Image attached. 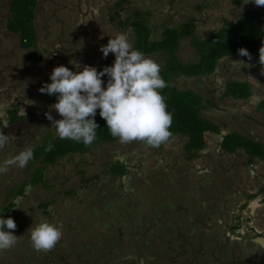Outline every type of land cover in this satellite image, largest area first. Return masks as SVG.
<instances>
[{"label":"rangeland","instance_id":"obj_1","mask_svg":"<svg viewBox=\"0 0 264 264\" xmlns=\"http://www.w3.org/2000/svg\"><path fill=\"white\" fill-rule=\"evenodd\" d=\"M116 1L38 0L35 28L42 61L32 64L27 59L31 49H22L19 36L6 30L10 0H1L0 132L15 136V140L0 150V163L26 147L33 149L42 132L52 128L43 111L48 109L53 119H62L51 107L55 103L46 100L45 94L39 92L44 84L51 83L50 76L55 67L65 66L80 72L87 65L99 71L103 59L99 49L118 34L124 33L128 37L129 25L120 27L119 18L111 25L108 19L118 10L113 6ZM128 1L130 4L124 2L120 15L127 17L132 9L143 10V16L152 30L158 28L152 34V40L160 38L161 27L158 23L163 19H170L167 26L178 27L187 15H194L198 17L195 25L197 35L201 37L217 29L223 18L235 21L245 8V5H235L232 0ZM175 54L183 62L194 63L197 60L196 50L190 46L188 39L180 41ZM165 56L159 53L146 57L163 67ZM109 57L115 58L112 53H109ZM242 59L222 60L215 72L206 77L186 79L177 76L171 85L203 93L204 96H216L218 94L213 93V89H222L224 82L245 80L252 84L253 93L259 97L260 89L264 94V65L259 63V58ZM238 60L247 67L232 63ZM102 79L106 86L107 77ZM11 114L20 117L19 121L9 122ZM218 115L216 109L202 112L205 119L214 122H217ZM252 118L262 119L261 115ZM248 129L252 130L253 127ZM187 141L185 137L175 136L158 150L147 149L139 141L103 144L89 153L71 155L69 160L61 158L52 167H44L43 177H38L42 179L35 184H32V171L38 164L31 167L29 172H26L27 166L23 169L13 167L6 174H0V209L7 205L4 199L11 187L18 184L24 187L22 196L9 198V202L15 206L8 212V217L17 224L13 234L19 239L15 247L0 252V264H74L65 254H70L72 247L76 251L78 242L87 239L80 235L82 231L76 230L86 219L84 208L89 205L88 211H94L91 219L98 218V222L105 225L100 228L102 225L98 224L100 229H96L95 233L113 240L118 249L116 258L110 259L114 260L112 264H135L142 244L140 236L148 238V228H154L152 233L157 232L163 244H167L165 256L168 264L239 263L237 250L223 253L226 239L246 244L244 249L251 257L263 251L264 238L241 240L240 237L246 234V230H250L252 236L259 233L264 237V203H261L264 195L259 194L251 200L246 197L258 194L259 188L264 187V162L257 160L247 166L246 156L242 152L233 157L214 152L211 150L215 144L214 138L208 139L209 146L199 152L197 159L189 161L184 151ZM260 141L264 142V139ZM118 159L128 166L129 172V177H123L124 184L119 181V186L114 184L115 180L108 181L102 174L108 163ZM79 168L85 172L82 176L84 180L78 174ZM109 200L119 203V207L125 203L132 211L128 209L119 216L113 206L111 209L104 207ZM41 203L49 204L47 213L37 209ZM137 207L143 212L134 213L138 212ZM252 215L255 216L253 220ZM134 218L147 225H139L130 231ZM41 220L63 226L62 239L54 249L46 252L34 250L26 235L31 226L35 227ZM235 224L238 229L232 233L229 226ZM150 242L155 244V249L160 247L155 240ZM176 243L184 251L176 250Z\"/></svg>","mask_w":264,"mask_h":264},{"label":"trees","instance_id":"obj_2","mask_svg":"<svg viewBox=\"0 0 264 264\" xmlns=\"http://www.w3.org/2000/svg\"><path fill=\"white\" fill-rule=\"evenodd\" d=\"M237 6L245 5V8L241 16L235 21H230L228 19H222L220 26L209 33L199 37L196 31L195 22L198 17L187 15L186 20L179 24L178 27H169L167 23L170 21L169 18L163 19L160 23L161 34L160 38L152 40V34L157 31L158 28L154 27L152 30L151 26L147 22L146 18L143 16V10H134L123 17L120 15L121 10L124 8V2L130 4L128 0H121L114 2L113 6L115 9L114 16H109L108 19L111 22H115L116 18H119L118 22L120 27H126L129 25V42L132 44L134 50L141 51L145 56H151L155 54H165L166 62L161 67L160 75L165 80L167 87L161 91V94L165 98L167 105V111L172 114V125L169 131L172 133V137L179 136L187 138V143L184 146V151L186 152V160L197 159L199 152L205 148V133L212 130L217 131L210 121H207L203 116V110H207L206 107L209 98L202 96L198 92L179 89L171 85L172 80L177 76H184L186 79L202 78L212 75L219 63L222 60L229 58H240L238 55V49H246L253 59L259 58V49L264 46V7H257L250 0H232ZM1 3V0H0ZM38 6V0H10V5L8 11L10 16L6 21V30L12 34L19 36V46L31 52L28 54V61L32 64H39L42 61V55L37 45V31L35 28V17ZM221 17V16H220ZM113 25V24H111ZM188 39L190 46H192L197 53L196 62H183L176 56L175 52L178 49L179 43L182 39ZM248 59L247 57H243ZM115 58L102 59L99 71L103 70L106 66H111L114 63ZM173 64V66H170ZM214 90V89H213ZM215 91V90H214ZM251 88H249V83L247 81H239L236 79L229 80L222 84V94L229 95L235 99H246L250 95ZM44 98L51 103H56L55 96L43 95ZM258 111H260L261 120L264 122V98L260 96ZM35 109L34 111H36ZM16 111V110H15ZM14 111V113H15ZM32 111L31 113H33ZM20 117L11 114L9 122L13 123L19 121ZM95 122L99 125L97 129V138L93 144L89 147H85L82 142L77 143L71 140L61 139L58 137L55 128L49 130H44L37 141L36 146L33 148L34 158L28 163L29 171L34 168L35 164L39 166L32 171V184L38 183L41 179L38 177H43L42 171L44 167L48 164H55L61 158L69 160L72 154H85L91 149H98L103 144L119 142L118 138L111 136L107 126L106 121L103 120L99 115V109L95 116ZM2 125L0 124V130ZM221 149L227 154H233L237 151L242 152L246 156L245 160L248 165L253 164L257 160L264 161V142H257L250 138L248 135L241 132L230 131L222 136ZM53 144L51 151H45V148L49 143ZM141 145L145 146L147 149L158 150L159 148H152L148 146L145 142H141ZM22 151V150H21ZM32 167V168H31ZM128 166L121 161L114 160L107 164L106 170L102 173L108 181L115 180L119 186V181L123 183L125 178L129 177ZM81 180H84L82 176L85 175L83 169L79 168L78 172ZM97 176V175H96ZM96 176L94 179H96ZM37 179H35V178ZM16 180V179H15ZM82 185L80 184L79 187ZM120 188V187H118ZM24 187L22 184H18L17 187H11L4 200H6L7 205L0 209V217L4 219L9 218L8 212L14 208V203L9 202L10 197L22 196ZM85 189V188H80ZM71 192V191H69ZM156 194H158L157 188H155ZM259 194H264V187L261 188ZM256 195H246L247 198H253ZM264 202V199H262ZM119 204V203H118ZM118 204L113 203L111 200L106 202L104 207L111 209L113 208L118 211V215L121 216L127 210H131L130 207L121 203L123 206L119 207ZM48 203H41L38 210L43 213H47ZM89 206L84 209V214L86 219L82 221L80 229L76 231L80 232V235L87 237L83 241H79L77 248V253L72 247L70 254H65L71 258V262L74 264H112L114 260L111 258L118 255V249L115 242L109 238H104L101 235L95 233L96 229L104 227L98 218L91 219L93 212L88 211ZM104 209V208H103ZM90 210V209H89ZM93 210V209H92ZM142 209L140 207L136 208L134 212L140 214ZM132 211V210H131ZM116 219V218H115ZM98 224L102 226L99 228ZM142 224L147 225V223L142 222L140 219L134 218L131 221L129 227L130 231H134L136 227ZM125 227V224H121ZM135 227V228H134ZM252 228V227H250ZM152 228H148V238H141V247H139V255L136 257L135 264H168L166 263L165 251L168 247L167 244H163V239L157 232L152 233ZM229 229L233 233L238 229V225H231ZM166 235H169L166 233ZM259 233L251 235L250 230H247L241 240L250 238L256 239L259 237ZM19 238V236H18ZM150 240H155L160 247L154 248L155 244L150 242ZM246 240V239H245ZM225 247H223L225 254L235 252L237 250V256L239 263L235 264H253L255 263L250 259L248 252L243 251L241 247V242L231 241L226 239ZM110 242V243H109ZM162 242V244H160ZM176 250L184 251L183 248L179 246L178 243ZM154 250H157L154 253ZM78 254V255H77ZM64 260V257L62 258ZM261 263H264L263 257H260ZM70 261V260H69ZM257 263V262H256Z\"/></svg>","mask_w":264,"mask_h":264},{"label":"clouds","instance_id":"obj_3","mask_svg":"<svg viewBox=\"0 0 264 264\" xmlns=\"http://www.w3.org/2000/svg\"><path fill=\"white\" fill-rule=\"evenodd\" d=\"M250 2L264 7V0ZM99 50L103 58H107L109 53L115 56L114 63L101 71L87 65L80 72L65 66L52 70L51 83L44 84L39 92L56 97L57 102L51 107L62 119H53L50 113L45 114L46 118L59 138L82 142L89 147L97 138L99 125L95 122V116L99 109V115L106 121L111 136L118 138L120 143L141 141L152 148H159L172 136L169 131L172 114L167 111L165 98L161 94L167 87L160 75L161 67L141 51L134 50L124 33L109 39L107 45ZM238 55L252 59L244 48L238 49ZM232 63L247 67L243 61ZM259 63L264 65V46L259 49ZM103 77H107L106 86ZM13 140L15 136L0 132V150ZM52 148L50 142L45 151ZM33 158V149L26 147L0 163V174H6L13 167L23 169ZM16 228L14 219L0 217V252L16 246L19 239L13 234ZM62 229V225L41 220L35 227L31 226L26 235L34 250L46 252L54 249L62 239Z\"/></svg>","mask_w":264,"mask_h":264},{"label":"flooded vegetation","instance_id":"obj_4","mask_svg":"<svg viewBox=\"0 0 264 264\" xmlns=\"http://www.w3.org/2000/svg\"><path fill=\"white\" fill-rule=\"evenodd\" d=\"M248 83H249V88H251V91H250V95L246 99H235L229 95H223L222 89L212 91L213 93L215 92L216 94H218L216 96H212L211 94H208V96H206L210 99L207 106H206L208 108V110H211V109L215 110L216 109V111L219 113V115L216 117L217 122L210 121V120L206 119L207 121H210V124L212 126H214L213 130H214V128L217 129L216 132L210 130V131L206 132L204 135V137L208 136L210 138L215 139V142H214L215 144L211 148V150H213L214 152L226 153L220 147L221 141H222L221 138L223 135L227 134L230 131L241 132V133L245 134L246 136L248 135L250 138L254 139L257 142H260L261 138L264 139V122L262 120L252 118L253 116L258 117L261 114L260 111H258V107H259V102L261 101L259 99V97L264 96V94L262 93L263 90L260 89V94L258 97L255 93H253L252 84L250 82H248ZM200 94L202 96H204L203 93H200ZM257 97H258V99H257ZM48 111H50V110L46 109L45 111H43L44 117L46 116L45 114ZM38 112H39V114L42 113V111L40 109ZM49 113H51V111ZM251 114H253L252 117L250 116ZM31 115H32V113H31ZM223 120H225L226 122H223ZM249 127H253V129L250 130V129H248ZM226 130H229V131L224 132ZM210 135H212L213 137ZM206 146H207V143H206L205 147ZM238 153H239V151H237L236 153H233V154H228V155L233 157L234 155H236ZM117 154H119V153H117ZM72 155H77V153L72 154ZM260 161H262V160H260ZM245 162H246V160H245ZM53 165L54 164H48V165H46V167L47 166L52 167ZM246 165L251 166V165H248L247 163H246ZM26 172H29V168L26 170ZM95 186H96V184H95ZM104 186L108 187L109 185H104ZM260 189H261V187H260ZM91 193H93V192H90V194ZM251 195H253V194H251ZM261 203H264V202H261ZM251 217H252V220L255 218V216L253 217V215ZM246 232H247V230H246ZM245 239L248 240L247 237ZM245 239H243V240H245ZM239 242H241V241H239ZM240 244H242L241 247L243 248V251H246L244 249V247H246V244H244L243 242H241ZM251 247L254 248L255 246L252 245ZM261 252L259 251V253H254L252 255V257L250 256V259L253 260L254 262H259L260 264H264V263L260 262V261H262V260H260V257H263V259H264V249Z\"/></svg>","mask_w":264,"mask_h":264},{"label":"crops","instance_id":"obj_5","mask_svg":"<svg viewBox=\"0 0 264 264\" xmlns=\"http://www.w3.org/2000/svg\"><path fill=\"white\" fill-rule=\"evenodd\" d=\"M208 139H210V140H211V138H210V137H208V136H205V141H206V143H207V146H206V147H208V146H209ZM206 147H205V148H206ZM241 154H242V153H241ZM261 188H262V187H261ZM259 190L261 191V189H260V188H259ZM260 191H259V192H260ZM254 195L258 196V195H259V193H258V194H254ZM263 195H264V194H263ZM261 237H262V238H264V237H263V235H259V237H257V239H259V238H261ZM262 238H261V239H262Z\"/></svg>","mask_w":264,"mask_h":264}]
</instances>
